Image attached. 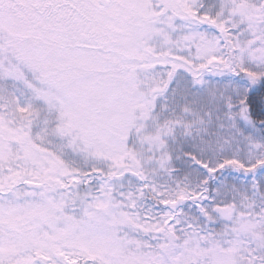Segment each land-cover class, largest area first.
Masks as SVG:
<instances>
[{"label": "snow or ice", "instance_id": "obj_1", "mask_svg": "<svg viewBox=\"0 0 264 264\" xmlns=\"http://www.w3.org/2000/svg\"><path fill=\"white\" fill-rule=\"evenodd\" d=\"M0 264H264V0H0Z\"/></svg>", "mask_w": 264, "mask_h": 264}]
</instances>
